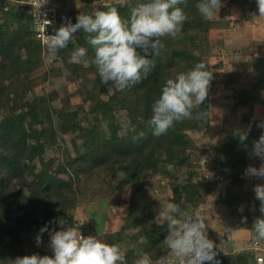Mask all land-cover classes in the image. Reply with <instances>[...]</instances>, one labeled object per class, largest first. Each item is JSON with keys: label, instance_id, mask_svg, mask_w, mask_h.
Here are the masks:
<instances>
[{"label": "trees", "instance_id": "16d2710c", "mask_svg": "<svg viewBox=\"0 0 264 264\" xmlns=\"http://www.w3.org/2000/svg\"><path fill=\"white\" fill-rule=\"evenodd\" d=\"M28 1L0 0V264H11L18 256H52L53 252L42 247L43 242L49 243L48 232L43 233L39 246L35 242L45 225L52 231L65 222L68 227L79 226L88 237L86 226L76 217L82 203L75 183L95 174L110 179L106 198L111 206L127 205L130 209V224L123 219L115 230L97 236L109 244L128 245L123 252L126 264H134L141 252L147 253L153 264L161 263L165 250L160 245L168 234V222L160 221L156 211L163 203L201 212L219 264H258L250 243L230 247L232 228L227 227L222 235L213 230L208 197L214 196L217 206H233L238 224L234 228L255 236L253 224L261 217L260 201L253 190L257 178L246 176L245 170L259 168L262 163L257 157L250 158L249 152L264 129L249 130L245 144L237 138L208 151L192 133L209 128L211 116L206 121L193 118L177 122L160 137L153 136L148 121L165 81L203 62L212 79L199 111L212 113L218 98L226 97L233 101L231 112L240 114L242 121L256 122L254 109L259 99L253 98V93L263 91L259 107H264L263 41H253V63L262 73L248 89L238 88L248 73L228 70L224 59L230 48L225 33L233 19L206 21L198 11L201 0H186V5H180L187 16L181 32L175 39L163 38L165 48L154 58L155 67L147 77L124 90H109L112 82L102 83L95 65L84 66L70 59L76 47L87 48L89 58L94 55L82 31L49 59L45 45L32 29ZM55 1L60 12V4L82 6L72 14L61 13L59 27L68 21L75 24L81 12L90 14L108 7H116L121 17L128 19L132 8L148 2ZM222 4L245 6L249 16L243 19L260 22L256 0H222ZM244 51L247 49L239 55ZM53 78L65 81L61 97L56 89H48ZM258 120L264 122V113ZM70 134L75 137L73 152L67 146ZM48 150H53L54 156L44 159ZM38 160H42L40 165ZM120 172L127 178L122 185L114 183ZM152 179L160 181L164 190L162 194L155 191L151 198L146 184ZM125 191L128 197L122 196ZM221 241L227 247L224 254L218 250Z\"/></svg>", "mask_w": 264, "mask_h": 264}, {"label": "clouds", "instance_id": "9594fccd", "mask_svg": "<svg viewBox=\"0 0 264 264\" xmlns=\"http://www.w3.org/2000/svg\"><path fill=\"white\" fill-rule=\"evenodd\" d=\"M44 3L47 0H39L40 6ZM256 3L259 16L264 17V0H256ZM180 5H186V0H148L132 8L128 19L122 18L116 7L93 10L90 14L81 12L75 24L68 21L54 35L45 34L48 57L55 58L60 50L74 42V34L82 31L87 34V42L94 49V55L89 58L87 48L76 47L71 53V61L84 66L95 65L101 82H112L109 90L113 87L124 90L138 83L142 76L146 78L155 67L154 58L165 48L163 38L175 39L181 32L187 16ZM222 6V0H201L198 11L204 20L211 21ZM38 20L45 33L46 26L52 22L39 17ZM211 79L212 73L203 62L168 78L152 104L148 124L153 136L166 134L175 123L185 119L208 120L211 111H199V107L208 97ZM257 127L264 129V122ZM143 135V132L139 134L140 137ZM247 136V131L240 134L241 144H245ZM249 156L259 158L262 163L259 168L249 166L245 175L264 179V133L253 141ZM253 190L255 198L260 201L261 217L255 219L252 228L255 243L259 245L264 241V184L255 185ZM160 218L168 222V234L160 245L165 250L161 264H219L215 259L216 246L207 236V226L198 209H182L176 203H168ZM45 232L49 234L52 256H18L11 264H126L125 255L118 245L94 236L84 237L79 226L49 231L45 225L35 237L37 246L42 243ZM138 256L134 264H153L147 253L141 252Z\"/></svg>", "mask_w": 264, "mask_h": 264}, {"label": "rangeland", "instance_id": "374dc122", "mask_svg": "<svg viewBox=\"0 0 264 264\" xmlns=\"http://www.w3.org/2000/svg\"><path fill=\"white\" fill-rule=\"evenodd\" d=\"M104 2V0L102 1ZM67 4V3H66ZM60 4L61 13L72 14L74 9L82 8L81 4L73 3L66 5ZM245 6L239 5H229L222 6L218 11V14L213 18L218 19H233L232 26L230 29L226 30V37L229 40V50L225 53V62L227 63V69L232 71H246L248 76L243 79L238 88H247L251 87L252 83L256 81L260 73H262L259 66L254 65V56H253V41L255 39H260L264 43V17L259 18L260 22L252 24L250 20H244L243 18H248V13ZM250 18V17H249ZM224 34V35H225ZM216 32H213L212 36H215ZM264 48V47H263ZM243 49L244 55H239ZM214 61V59H213ZM252 75V76H251ZM49 90L56 89L59 91L60 97L62 96L61 88L65 85V81L60 78H53L50 82ZM41 89V88H40ZM39 89V90H40ZM38 90V91H39ZM44 89L39 92H43ZM261 94V98L259 96ZM262 93L263 91H258L253 98H258V106L254 109V116L256 122L247 123V121H242L240 114L233 113L230 110V107L233 104L231 99H226V97H220L217 100V106L212 110L211 113V122L210 126L207 129H201L192 133V137L197 140L199 146L203 149L211 151L215 146L220 143L227 142L228 140L239 139V136L242 132H249V129L259 128L257 125L261 123L260 117L264 113V107L260 106L262 103ZM58 104V101L56 102ZM67 146L72 148V139H75L71 134L66 136ZM246 143V142H245ZM59 150V149H58ZM73 152V149H71ZM53 150H48L47 155L44 159H49L51 156H54ZM42 160H38L37 164L40 165ZM127 181L126 175L124 172H120L117 179L114 181L116 184H124ZM110 179L100 174H95L90 177H85L82 180H79L75 183L77 186L80 198H81V207L76 211V217L79 219L85 226L88 232V236L97 237L99 234L104 233L108 230H115L120 222L123 219H127V223L130 224L129 220L130 209L127 205H122L119 208L111 206L110 199L106 198L107 192L109 189ZM167 179H165L166 188L169 189L167 194H171V189L167 185ZM102 183V184H99ZM255 185L264 184V179H256ZM104 184V185H103ZM155 179H152L151 182L146 184V189L150 197H155L156 193L162 194L164 190L161 186V182ZM129 193L127 191L123 192V197H128ZM122 196H119L122 199ZM209 202V213L212 215L211 227L216 233L222 235L223 231L229 227L232 228V236L230 247L235 248L239 247L241 244L246 246L252 242L254 239L250 231L244 229L234 228L238 226L236 221V212L233 206L224 205L217 206L215 203V197L210 195L208 197ZM167 210V204L163 203L156 211L157 217L160 221H163L160 218V213ZM62 223V224H61ZM58 223V228L56 230H63L68 227L65 222ZM99 238V237H98ZM97 238V239H98ZM264 243V241H262ZM122 252H124L128 245L120 244ZM264 247V245H263ZM219 252L222 254L227 252V247L225 246L224 241L220 242L218 246ZM154 264H159L154 263ZM161 264V263H160Z\"/></svg>", "mask_w": 264, "mask_h": 264}, {"label": "built area", "instance_id": "2783aa9c", "mask_svg": "<svg viewBox=\"0 0 264 264\" xmlns=\"http://www.w3.org/2000/svg\"><path fill=\"white\" fill-rule=\"evenodd\" d=\"M31 6V20H32V29L37 37L44 44V37L46 35H54L56 30L59 27V18L61 12L59 10L58 3L55 0H47V3H44L40 6L39 0H29L27 2ZM38 17L42 19H48L52 23L50 26H46L45 33L43 27L40 25ZM81 234L86 237V235L81 232ZM264 243L261 242L259 245H256L255 240L253 239L249 245L250 249H254L256 252V260L258 264H264Z\"/></svg>", "mask_w": 264, "mask_h": 264}, {"label": "crops", "instance_id": "0c3cea01", "mask_svg": "<svg viewBox=\"0 0 264 264\" xmlns=\"http://www.w3.org/2000/svg\"><path fill=\"white\" fill-rule=\"evenodd\" d=\"M42 247H43V250L48 251V252H52V249L49 247V243L43 242Z\"/></svg>", "mask_w": 264, "mask_h": 264}]
</instances>
